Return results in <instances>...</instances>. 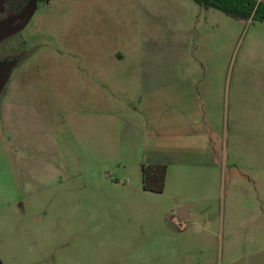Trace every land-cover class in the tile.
<instances>
[{"label":"rangeland","instance_id":"obj_1","mask_svg":"<svg viewBox=\"0 0 264 264\" xmlns=\"http://www.w3.org/2000/svg\"><path fill=\"white\" fill-rule=\"evenodd\" d=\"M186 2L224 20L223 49L211 48L212 34L199 46L256 85L246 105L250 113L256 101L261 152L250 148L247 115L238 156L169 180L165 193L145 191L121 153L122 100L138 89L125 80L139 75L121 66L148 47L144 6L39 2L25 29L0 42V264H264V24ZM174 197L195 205L191 219L176 220Z\"/></svg>","mask_w":264,"mask_h":264},{"label":"crops","instance_id":"obj_2","mask_svg":"<svg viewBox=\"0 0 264 264\" xmlns=\"http://www.w3.org/2000/svg\"><path fill=\"white\" fill-rule=\"evenodd\" d=\"M140 3L144 26L150 29L144 31L149 44L137 64L128 59L121 66L128 73L133 66L139 70L138 76L130 74L125 80L131 84L137 78L138 89L135 93L130 85V97L122 100L130 111L122 117V164L141 174L144 165H164L166 183L184 175L212 172L221 168L229 154L238 156L246 145L247 115L251 116L250 148L261 152L253 107L256 101L252 100L250 113L246 105L247 92H255L256 85L249 77L226 73L225 54L211 59L199 46L212 34L219 38L211 48L223 49L224 20L210 21V15L215 18L213 12H201L186 0ZM79 105L85 112L86 104ZM53 119L51 115L49 121L53 123ZM47 130L55 138L53 129ZM174 201L176 220L191 219L195 205L175 197Z\"/></svg>","mask_w":264,"mask_h":264},{"label":"trees","instance_id":"obj_3","mask_svg":"<svg viewBox=\"0 0 264 264\" xmlns=\"http://www.w3.org/2000/svg\"><path fill=\"white\" fill-rule=\"evenodd\" d=\"M45 0H39L43 2ZM205 9H214L244 20H257L264 24L263 0H190ZM29 0H7L4 5L5 18L19 14ZM167 167L144 165L142 167L143 188L147 192L162 194L166 187Z\"/></svg>","mask_w":264,"mask_h":264},{"label":"water","instance_id":"obj_4","mask_svg":"<svg viewBox=\"0 0 264 264\" xmlns=\"http://www.w3.org/2000/svg\"><path fill=\"white\" fill-rule=\"evenodd\" d=\"M38 1L39 0H29L27 6L19 14L10 16L0 22V42L10 36H14L22 32L25 29L35 12ZM5 2L6 0H0V6L4 5ZM5 81L6 79L4 82Z\"/></svg>","mask_w":264,"mask_h":264}]
</instances>
